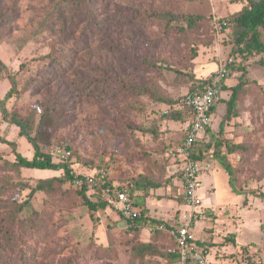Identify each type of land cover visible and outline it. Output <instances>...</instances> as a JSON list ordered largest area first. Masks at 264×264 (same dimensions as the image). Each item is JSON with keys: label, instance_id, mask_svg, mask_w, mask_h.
Instances as JSON below:
<instances>
[{"label": "rangeland", "instance_id": "rangeland-1", "mask_svg": "<svg viewBox=\"0 0 264 264\" xmlns=\"http://www.w3.org/2000/svg\"><path fill=\"white\" fill-rule=\"evenodd\" d=\"M66 2L0 0V98L13 76L6 107L38 146L71 147L75 173L106 166L110 181L130 189L146 226L131 228L108 206L90 211L63 169L13 167L15 151L32 158L34 150L0 113V137L15 142V151L0 142V264H170L160 226L183 206L166 149L183 137L187 115L170 120L171 103L151 101L146 90L175 102L229 58L244 67L242 74L229 65V83H244L236 116L217 113L200 141L211 168L201 177L206 210L195 232L211 247L206 264H264V53L238 54L228 22L245 1ZM170 13L206 19L188 29ZM218 104L219 112L226 102ZM38 183L46 186L28 198ZM141 244L152 248L143 257Z\"/></svg>", "mask_w": 264, "mask_h": 264}, {"label": "built area", "instance_id": "built-area-1", "mask_svg": "<svg viewBox=\"0 0 264 264\" xmlns=\"http://www.w3.org/2000/svg\"><path fill=\"white\" fill-rule=\"evenodd\" d=\"M232 59H220L216 69L204 80L201 87L185 92L180 103L191 109V117L186 122L181 141L173 144L167 150V156L176 164L181 187L180 204L183 209L176 211L174 220L160 228L165 229L174 239V246L168 252L177 257L175 264H206L207 255L211 250L204 241L196 235V227L205 218V208L200 196L201 177L211 168V162L206 159L192 157L196 141L200 139L207 128L213 124L212 112L220 99L228 76L231 74L229 65ZM44 151L52 155L54 161L66 160L70 151L61 145L44 147ZM106 176L104 168L97 172L77 173L71 182L76 188L92 187L103 181ZM100 198L121 215L128 226L140 228L146 226L145 221L137 222L140 209L134 205L127 187L114 184L102 188Z\"/></svg>", "mask_w": 264, "mask_h": 264}, {"label": "trees", "instance_id": "trees-1", "mask_svg": "<svg viewBox=\"0 0 264 264\" xmlns=\"http://www.w3.org/2000/svg\"><path fill=\"white\" fill-rule=\"evenodd\" d=\"M67 0H64L65 3ZM245 1V5L242 6L240 10L237 12L233 13L231 15V18L229 19L228 22L232 23L236 29V35L234 38V44L236 46V52L240 54L243 58H247L253 54H259V53H264V0H243ZM169 14V13H168ZM171 17L170 19H177V18H182L183 20L186 21V28L188 29H194L199 26V22L201 20H205L206 18L203 16H199L196 14H184V15H176L174 13H170ZM70 21H64L62 23V28L65 30L66 28L70 29ZM170 23V22H169ZM228 24V23H227ZM226 27V25H225ZM242 60L239 62L241 63ZM2 64V63H1ZM231 69H237L239 71L244 72V67L239 65H236L235 61L231 63ZM11 82H12V87L10 90L7 92L6 96L4 99L0 98V113L2 115V119L5 121H8L16 126L19 127V135L24 137L28 143L31 145L32 149L34 150L33 157L32 158H27L21 155L19 152L15 151V142L14 141H8L0 137V142H4L9 144L10 146L13 147L15 151V160L11 162V165L15 168H36V169H50V170H57V169H63L64 170V179L69 181L70 183L73 181L75 175L77 173L73 172L69 165L67 164L68 161L72 160L73 153L71 147L68 145H62L59 143V145L65 147L67 150L70 151V155L66 160L63 161H54L52 158V155L49 152L43 151L37 144V137L38 135L32 136L30 132L27 130V127L25 123L22 121L21 118H19L18 114L15 112L10 113L6 107L5 100L10 96V94L15 90V78L11 76ZM204 79L198 78L196 82H194L190 88L187 89V91L194 90L196 87H201L204 84ZM244 81L239 77L237 82L235 84H232L231 86L227 87L224 85V89H228L230 91L229 96L226 99L221 98L225 104V114L226 118H230L233 116H236L237 108H238V101H239V92L240 89L243 86ZM147 95L149 96L148 98L151 101L159 102V103H165V104H170L169 108L171 109V112H173L174 115L170 116V120H177L179 118H182L183 116L180 115V112L186 113L187 115V121L191 117V109L182 105L180 103V98L179 97L175 102H172V98L170 95H168L166 92H163L161 89L158 88V91L155 93H151L150 91L146 90ZM215 109V108H214ZM186 121V122H187ZM209 131L210 129L207 128L205 130ZM205 132L203 133L202 137L196 141L195 147L192 150V157L198 158V159H206L203 157L205 153L200 152V147L201 143L200 141L204 138ZM182 139V138H181ZM180 139V141H181ZM167 149H166V154L167 150L170 146L169 143L167 144ZM174 163V162H173ZM222 167L224 170L231 176L233 173V169L231 164L224 159L222 161ZM100 168H104L106 171V176L103 181H98V184L96 186L92 187H87V186H82L80 188H76L79 190L80 195L84 199V204L86 207L90 210H97L98 208H105L106 206L110 207L107 205L101 198H100V191L102 188L105 187H112L115 183L113 181H110L109 178V173L106 168V166H101L96 168L94 171L97 172ZM179 178V175H178ZM72 184V183H71ZM229 184L233 187V180L230 178L229 179ZM46 184L43 183H38L36 187L32 188L30 193L28 194V198L33 194L35 190H42ZM154 187L159 186L157 183L153 184ZM128 188V187H127ZM235 190V188L233 187ZM129 192L130 189L128 188ZM90 191L91 195L89 197L86 195V192ZM131 198L132 194L130 192ZM93 196V197H92ZM133 200V198H132ZM29 202L28 199L23 201L19 205V210H21L27 203ZM134 202V200H133ZM135 205V203H134ZM111 208V207H110ZM140 209V208H139ZM121 216V215H120ZM122 217V216H121ZM123 219V217H122ZM137 222H142L145 221V217L142 214V210L140 209L139 216L135 219ZM131 228H136L132 227ZM167 237L169 240V247L174 246V239L173 237L167 233ZM204 243V242H203ZM206 244V243H205ZM151 246L149 244H141L138 245V247H135L136 254H139L140 257H143L145 254L151 252ZM167 256L169 257L170 264H175L177 257L175 254H172L168 252L167 250Z\"/></svg>", "mask_w": 264, "mask_h": 264}, {"label": "crops", "instance_id": "crops-1", "mask_svg": "<svg viewBox=\"0 0 264 264\" xmlns=\"http://www.w3.org/2000/svg\"><path fill=\"white\" fill-rule=\"evenodd\" d=\"M229 79L230 78H228L227 80H226V83H225V86H227V87H229V86H231L233 83H229ZM224 90H226V89H224ZM228 90V89H227ZM229 91V90H228ZM230 92V91H229ZM228 92V93H229ZM228 97V94H227V96H223V93H222V98L223 99H226ZM220 102V101H219ZM219 105V104H218ZM218 107V106H217ZM217 107H215V109L213 110V112H212V119L214 120V119H216V118H218V117H220V115L222 114V113H224V111H225V104H223V109H220V111L218 112L217 111ZM217 113H219L218 114V117H217ZM172 121H174V120H172ZM171 123V122H170ZM169 123V124H170ZM175 123V122H174ZM168 124V125H169ZM184 124V126H183V128H184V130H185V126H186V123H183ZM175 143H177V142H173V144H175ZM176 166V165H175ZM177 167V166H176Z\"/></svg>", "mask_w": 264, "mask_h": 264}]
</instances>
